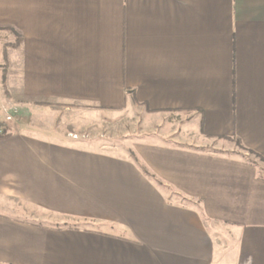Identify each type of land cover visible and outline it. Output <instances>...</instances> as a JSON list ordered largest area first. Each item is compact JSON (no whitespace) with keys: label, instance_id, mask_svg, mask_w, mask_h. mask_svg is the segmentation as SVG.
<instances>
[{"label":"crops","instance_id":"1","mask_svg":"<svg viewBox=\"0 0 264 264\" xmlns=\"http://www.w3.org/2000/svg\"><path fill=\"white\" fill-rule=\"evenodd\" d=\"M0 39V208L92 225L0 213V264H264V0H0ZM40 102L187 120L118 153Z\"/></svg>","mask_w":264,"mask_h":264},{"label":"rangeland","instance_id":"2","mask_svg":"<svg viewBox=\"0 0 264 264\" xmlns=\"http://www.w3.org/2000/svg\"><path fill=\"white\" fill-rule=\"evenodd\" d=\"M1 43L7 45L6 41L4 43L0 39ZM0 94L2 95V98L0 97V120L2 119L8 128V124L12 123L11 121L14 119V111L7 105L5 89L1 85ZM30 108L33 107L30 106ZM34 108V112L27 111V119L30 121H38L43 126L45 125V127L53 131L54 135H61L60 133L62 132L77 142L82 141L86 143L89 147L99 148L100 145L118 147L120 148L119 151H116L118 153L125 152L122 148H135L134 143L136 141H160L159 133L162 132L163 126H157L155 122L160 123L162 120L163 125L167 124V122L178 124L180 121L182 122L186 119L176 117L175 113L167 114L163 119L149 118L143 108L141 110L123 109L119 111H107L87 105H63L41 102ZM7 113L12 115L10 120L5 118ZM0 131L2 130L0 129ZM220 142H222L223 147H234L233 150L236 153L244 152V149L237 140L234 141L236 144H231V141ZM204 149L212 150L213 147L211 145ZM18 206L20 208L23 206L24 210L17 209V213H15L6 208H0V213L8 216L22 215L26 219L38 221L46 226H54L55 223L62 221L70 223L77 222L81 226L89 225L84 224L82 220L55 215L34 207H29L27 204Z\"/></svg>","mask_w":264,"mask_h":264},{"label":"trees","instance_id":"3","mask_svg":"<svg viewBox=\"0 0 264 264\" xmlns=\"http://www.w3.org/2000/svg\"><path fill=\"white\" fill-rule=\"evenodd\" d=\"M17 41H18V39H16V42H15L13 45H15V44L17 43ZM0 129H1L2 131H6V130H7V127H6V125H5V122L2 121V120H0Z\"/></svg>","mask_w":264,"mask_h":264},{"label":"built area","instance_id":"4","mask_svg":"<svg viewBox=\"0 0 264 264\" xmlns=\"http://www.w3.org/2000/svg\"><path fill=\"white\" fill-rule=\"evenodd\" d=\"M0 97H2V95L0 94ZM11 117H12V115L11 114H9V113H7L6 114V116H5V118L7 119V120H10L11 119Z\"/></svg>","mask_w":264,"mask_h":264}]
</instances>
